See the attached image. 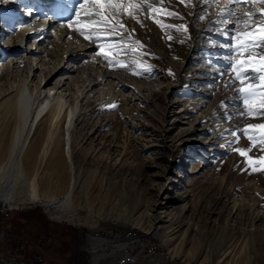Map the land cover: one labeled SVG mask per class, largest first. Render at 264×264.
Instances as JSON below:
<instances>
[{"label": "rangeland", "instance_id": "obj_1", "mask_svg": "<svg viewBox=\"0 0 264 264\" xmlns=\"http://www.w3.org/2000/svg\"><path fill=\"white\" fill-rule=\"evenodd\" d=\"M76 1L72 0L71 4L77 5ZM149 3L153 9L165 11L155 13L145 6L139 13L144 26L121 17L128 31L116 33L128 37L127 45L139 51V59L125 58L129 54L120 48L125 49L127 45L116 44L113 51L116 63L105 68L109 76L103 77L94 94L98 112L87 119L90 124L98 118L93 141L105 148H114L116 157L105 159L113 167L94 172L75 171V206L67 210L46 204L44 200L65 192L68 172H39V193L44 198L41 203L0 199V203L13 209L8 219L0 221L1 259L3 256L34 264H69L68 258L75 249L82 260L79 264H93V255L102 253L95 264H111L112 253L108 254V250L115 245L93 247L92 239L99 237L115 242L108 237V232L132 228L130 236H136L121 240L124 243L119 248L132 241L134 252H138L145 239L151 238L158 243V253L170 263L264 264V107L260 103L264 98V89L260 88L264 72L253 71L254 67L264 64V48L253 44L236 47L248 31L254 33L253 39L261 35L258 27L249 29L245 21L251 25L254 19L260 25L264 13L259 10L264 4L229 5L228 0H223L221 9L230 7L235 13H256L255 17L238 20L228 11L215 8V3L205 5L204 0H197V6L191 11L177 0L155 3L149 0ZM85 8L91 11L90 4ZM169 10L179 11L183 19L168 17ZM201 15L206 19L201 21ZM178 24L185 25L188 31L161 27ZM8 26L4 25L12 29ZM99 28L101 38L112 35L104 25ZM133 28L135 32L131 31ZM3 34L2 46H7L12 38L9 40ZM136 39L143 47L132 42ZM229 44L232 47L224 46ZM5 51V56L0 58V71L8 72L6 92L18 81H23L28 88L34 87L52 68L41 65L29 73L27 67L34 62L21 59L20 54L10 57L11 52ZM142 60L152 66L149 74L143 70L147 66L132 64ZM245 60L255 63L243 64L244 77L250 79L241 84L231 70V63ZM120 63L133 67L127 72ZM74 75L58 74L49 85L41 87L42 91L51 88L55 93L66 87L61 86L66 77ZM160 81L176 86L164 95ZM249 85L255 94L248 96L245 104V94L238 89ZM149 89L156 92L151 90L149 95ZM142 93L149 96L143 99L139 97ZM127 97L133 109L124 114L121 106ZM171 101L176 102L174 111L169 107ZM113 104L116 107H109ZM197 119L208 149L204 155H189L185 143L178 138V128ZM237 148L246 149L247 154L240 155ZM89 159H100V156L85 155L84 160ZM116 161L122 163L120 168L114 167ZM48 175L53 178L52 183ZM139 234L144 235L141 240L137 237ZM82 241L89 246L82 245ZM88 247L91 254L85 251ZM144 259L148 260L147 256Z\"/></svg>", "mask_w": 264, "mask_h": 264}, {"label": "bare ground", "instance_id": "obj_2", "mask_svg": "<svg viewBox=\"0 0 264 264\" xmlns=\"http://www.w3.org/2000/svg\"><path fill=\"white\" fill-rule=\"evenodd\" d=\"M19 1L0 0V21L4 17L3 13L8 19L11 18V13L8 11L12 10V7ZM21 1L24 4L31 3L29 8L32 10L50 12V21H46L47 17L44 23L34 21L32 24H24L25 22H23V25L20 26V22L10 19L8 27H12V29L9 33H5L6 30H1V26L0 31L4 33L3 35L6 34L9 40L12 38V48L9 55L12 57L20 54L21 59L34 62L33 66L28 65L27 67L29 73L41 65L52 68L49 69L48 75L39 80L34 87L28 88L23 81H18L10 92H6L8 72L2 73L0 71V199L5 202L41 203L44 198L39 193V172H43V174L68 172L69 180L65 192L61 196L56 195L57 197L44 200L46 204L67 210L75 206L73 201V188L76 183L75 171L93 170L94 172L98 169L113 167L106 160L116 157L114 148H105L100 146L99 142L93 141V131L98 118L95 116L94 118L97 119L92 120L90 124L87 119H92L91 117L98 112L94 106V102L98 101L94 96L98 92L96 87L102 84L103 77L109 76L105 68L113 66H109V60L103 55H98V53L104 50L105 53H108L109 59L114 60L117 57L113 52L116 44L127 45L128 37L115 32L112 33L111 40L103 37L94 43L85 40L79 32L75 31V26L68 28L66 25V21L75 14L71 4L72 0ZM222 4L223 0H218L215 3V8L221 9ZM62 24L65 26L62 27ZM89 31L85 30V34H89ZM99 33L101 32L99 31L95 35ZM109 44L112 45V48L107 46ZM0 48H2V41H0ZM125 49H131L127 51L129 55L125 58L132 60V57H135L139 59L137 56L139 51L134 46L127 45ZM145 61L132 64L147 66ZM132 67L130 66L125 70L129 72ZM67 72L76 73V75H74L75 77H66L61 84L62 87L63 85L66 87L55 91L52 99L51 94H46L44 89L42 91L41 87L44 88L45 85H49L56 75ZM146 74L149 72L147 71ZM42 81H44L43 85ZM9 84H11L10 81ZM159 84L162 85L160 89L164 95H167L166 93L176 86L168 81H160ZM54 85L58 84L55 82ZM52 90L49 88L47 91L51 92ZM151 90L153 93L156 92L155 89ZM151 90L149 89V95L152 94ZM19 93L30 98V100L25 101V104H30V110L26 113L21 111ZM149 95L142 93L139 97L145 99ZM40 100H43V103L37 106ZM130 101L131 99L127 97L122 102L121 109L124 114L132 112L133 106L130 105ZM175 103L174 101L169 103L172 111L177 109ZM83 104L86 106L84 107ZM199 123L197 119L195 122L188 123L184 128H178V138L185 143L189 155H204L208 149L206 136L202 137V133L199 132ZM174 130L176 131V129ZM124 143L125 146L128 145L126 141ZM122 149L124 150V148ZM123 150L121 152L125 155ZM85 155L100 156V159L85 161ZM121 165L122 163L119 162L114 167L120 168ZM47 179L52 183L51 179L53 178L50 179V175ZM43 192L45 191L43 190ZM233 207L236 208V204ZM257 214L259 215L258 212ZM123 243L124 241L110 242L99 239V237L92 239L93 247L113 244L119 248ZM102 255L104 253L101 255L94 254L93 264ZM168 262L170 263V261ZM171 263L173 262L171 261Z\"/></svg>", "mask_w": 264, "mask_h": 264}, {"label": "snow or ice", "instance_id": "obj_3", "mask_svg": "<svg viewBox=\"0 0 264 264\" xmlns=\"http://www.w3.org/2000/svg\"><path fill=\"white\" fill-rule=\"evenodd\" d=\"M159 2V0H153V3ZM218 0H204L205 5L216 3ZM177 3L181 5H185L189 11H191L193 8L197 6V0H177ZM252 4V3H260L264 4V0H228L229 5L234 4ZM86 4L91 5V11H89L87 8H85ZM154 11L155 13L164 12V8H158L153 9L152 3H149V0H77V5H73L74 8V16L66 21V25L68 28H73L75 26V31L79 32L81 36L84 37L85 40H90L91 42H95L98 39H101L99 35H95L100 31L99 26L104 25L109 33H115L117 30L120 33H125L128 31L126 28V22L122 21L121 17L126 16L128 19L135 21L137 24L144 26L143 21L139 18V13L144 10V8ZM221 11H228L230 15L237 17V19H243L244 17H255V12H246V13H235L231 12L230 7H224L221 9ZM260 13H264V8H261ZM167 16L171 18H177V19H183V16L179 11H167ZM99 19H96V18ZM111 17V20L109 19ZM201 21L205 20L206 17L204 15H201L199 17ZM115 20V23H112L111 21ZM158 25L161 24L160 20L155 21ZM225 21H221V23H224ZM231 23L232 21H228ZM62 27L65 25L62 24ZM238 26V25H237ZM245 26L251 29L253 26L258 27L261 35L259 37H256L253 39L254 33L251 31H248L247 33L243 34V39H241L240 43L236 47L243 48L247 44H253L255 47L264 48V21H261L260 25H256V21L253 19L252 24L249 25L245 21ZM161 27L164 28H174L176 31H180L183 29L184 32L188 31V28L183 24L178 25H161ZM88 29L89 34H85V30ZM132 32H135V29H131ZM104 39L111 40V34L106 35L103 37ZM169 39H172V37H169ZM233 40H236V36L232 37ZM133 43L140 45L141 42L136 39L132 41ZM109 48H112V45H107ZM225 47H232V45H224ZM131 49H124L123 47L120 48L121 52H124L127 54V51H130ZM134 51V50H132ZM98 55H103L106 59L109 60V66H112L116 61L109 59L108 53L101 52L98 53ZM135 63V62H133ZM254 64L255 62L252 60H245L242 62H232L231 63V70L235 72V78L237 80H240L241 84L245 83L247 79H250V77H244V72L246 71L243 68V64ZM120 67L122 68H128L130 65L126 63H120ZM151 65H148L146 68H144V71H151ZM254 72H264V64H261L258 68H253ZM139 74V73H138ZM171 74V72L169 73ZM244 77L243 79H241ZM261 80L264 81V76H261ZM261 89H264V83H261L260 85ZM239 92L245 94V104L248 103L247 97L250 95L255 94V90L253 89L252 85H249L248 88L241 87L238 89ZM262 107H264V98L260 101ZM109 107H116L115 104L109 105ZM251 112V109H249ZM240 115H244V113H240ZM251 128L261 127L259 125H249ZM235 135V133H233ZM251 139V137H250ZM236 151L239 152L240 155H246L247 150L242 148H237ZM253 171H260V169L253 168Z\"/></svg>", "mask_w": 264, "mask_h": 264}, {"label": "built area", "instance_id": "obj_4", "mask_svg": "<svg viewBox=\"0 0 264 264\" xmlns=\"http://www.w3.org/2000/svg\"><path fill=\"white\" fill-rule=\"evenodd\" d=\"M12 211L13 209L11 207L0 203V221L3 220L4 218L9 217ZM131 233L132 232H127V233H123L122 235H115L109 238H114L115 242L121 241L123 239L131 240L132 237L136 236V235L130 236ZM142 236L144 235L139 234V236L137 237L138 239H140ZM133 243L134 242L130 241L126 244L127 245L126 247H122V248H117L116 246H112V248L108 250V254L112 253L111 254L112 257L110 259L113 261V264H173V263H169L167 259H164L162 257V254L158 253V243L153 239L151 238L147 240L145 239V244L143 243L140 245L138 252L137 251L134 252L132 248V246L134 245ZM81 244L86 247L89 246V244H87V242L85 244L84 241H82ZM88 250L89 247L85 249V251ZM91 251L88 252L90 253ZM137 255L139 256V258ZM145 256H147L148 260L144 259ZM2 259H4L3 256ZM50 264H54V263H50ZM83 264L85 263L83 262Z\"/></svg>", "mask_w": 264, "mask_h": 264}, {"label": "water", "instance_id": "obj_5", "mask_svg": "<svg viewBox=\"0 0 264 264\" xmlns=\"http://www.w3.org/2000/svg\"><path fill=\"white\" fill-rule=\"evenodd\" d=\"M0 264H34L32 261L29 260H22V259H1Z\"/></svg>", "mask_w": 264, "mask_h": 264}, {"label": "trees", "instance_id": "obj_6", "mask_svg": "<svg viewBox=\"0 0 264 264\" xmlns=\"http://www.w3.org/2000/svg\"><path fill=\"white\" fill-rule=\"evenodd\" d=\"M11 214V213H10ZM9 217H7V218H4L3 219V221L4 220H6V219H8ZM132 228H126V229H121V230H119V229H114L113 231H115V233H113L112 231H110V232H108V237H110V234H112L113 236H115V235H122L123 233H127V232H131L132 230H131ZM103 233V232H102ZM104 234V233H103ZM102 234V235H103ZM110 261H111V264H113V261L110 259ZM177 262H178V260H177Z\"/></svg>", "mask_w": 264, "mask_h": 264}, {"label": "flooded vegetation", "instance_id": "obj_7", "mask_svg": "<svg viewBox=\"0 0 264 264\" xmlns=\"http://www.w3.org/2000/svg\"><path fill=\"white\" fill-rule=\"evenodd\" d=\"M72 251H73V253H72L71 256L68 258V262H69V264H77L75 249H73ZM72 251H71V252H72Z\"/></svg>", "mask_w": 264, "mask_h": 264}, {"label": "crops", "instance_id": "obj_8", "mask_svg": "<svg viewBox=\"0 0 264 264\" xmlns=\"http://www.w3.org/2000/svg\"><path fill=\"white\" fill-rule=\"evenodd\" d=\"M76 261H77V264H79V262H82L81 257L78 256V254L76 255Z\"/></svg>", "mask_w": 264, "mask_h": 264}]
</instances>
